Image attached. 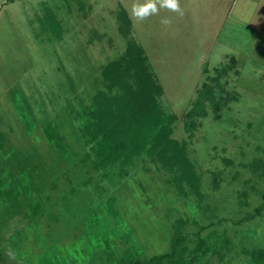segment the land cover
I'll list each match as a JSON object with an SVG mask.
<instances>
[{
    "label": "rangeland",
    "instance_id": "rangeland-1",
    "mask_svg": "<svg viewBox=\"0 0 264 264\" xmlns=\"http://www.w3.org/2000/svg\"><path fill=\"white\" fill-rule=\"evenodd\" d=\"M133 2L0 0V179L24 168L26 187L15 217L0 195V264H164L151 260L176 249L181 264H264L262 1L180 0L182 16L129 26ZM132 41L191 172L148 148L131 162L96 151V96Z\"/></svg>",
    "mask_w": 264,
    "mask_h": 264
},
{
    "label": "trees",
    "instance_id": "trees-1",
    "mask_svg": "<svg viewBox=\"0 0 264 264\" xmlns=\"http://www.w3.org/2000/svg\"><path fill=\"white\" fill-rule=\"evenodd\" d=\"M122 14L130 26L131 20L127 12L123 11ZM106 69L105 75L110 80L108 92L103 90L97 94L94 120L88 126V133L92 134L91 137L100 139L99 147L96 148L97 153L105 155L106 160H113V162L116 159L118 161L125 159L131 162L148 148L149 153L155 155L156 160L163 162L166 167L177 170V173L181 174L191 172L192 164L185 146H181V143L171 138V126L177 116L165 111L158 102L157 97L163 93V86L156 79L145 48L138 42L132 41L127 46L124 55L109 64ZM110 72L114 76L111 77ZM138 136L139 147L142 149L133 148L129 143L130 139H137ZM160 138H165V140L160 141ZM142 140L144 145L141 144ZM110 162L112 163V161ZM18 172L21 174H17ZM18 172L10 174L7 171L6 176L0 179L1 183L9 176L8 186L12 188L1 190L0 195L5 200L4 202L9 204L7 207L12 210L13 217L19 214L17 213L18 206L25 202L22 203L20 191H26V187H23L24 183L21 182L24 168ZM183 176L184 179L188 177L187 174ZM10 183L11 185H9ZM28 189L29 211L27 214L31 212L32 199H35L38 194L36 190ZM175 252L166 253L160 257L155 256L151 261L181 264L182 261L179 263L178 259L174 257ZM251 257H253L250 258L251 264L263 263L262 259L260 261L259 255L256 256L252 253Z\"/></svg>",
    "mask_w": 264,
    "mask_h": 264
},
{
    "label": "clouds",
    "instance_id": "clouds-1",
    "mask_svg": "<svg viewBox=\"0 0 264 264\" xmlns=\"http://www.w3.org/2000/svg\"><path fill=\"white\" fill-rule=\"evenodd\" d=\"M161 9H166L179 16L183 15L180 0H143L142 3L140 0H134L129 16L135 23H143L150 17L159 15ZM160 23L169 26L172 21L169 18H163Z\"/></svg>",
    "mask_w": 264,
    "mask_h": 264
},
{
    "label": "crops",
    "instance_id": "crops-1",
    "mask_svg": "<svg viewBox=\"0 0 264 264\" xmlns=\"http://www.w3.org/2000/svg\"><path fill=\"white\" fill-rule=\"evenodd\" d=\"M237 1H239V0H236V3H237ZM246 1H248V3H249V2H251V1H253V2L255 1V2H256L257 0H246ZM259 1H262L261 4H263L262 7L264 8V0H259ZM261 4H260V5H261ZM259 17H264V9H263V13L260 14ZM260 23H261V21H259V20L256 21V20H255L254 23H252L251 25H252V27L254 28L255 26H257V25L260 24Z\"/></svg>",
    "mask_w": 264,
    "mask_h": 264
}]
</instances>
